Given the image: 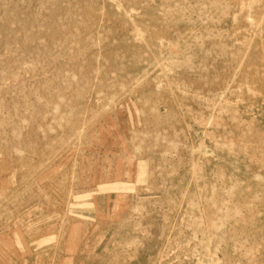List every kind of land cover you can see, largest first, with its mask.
<instances>
[{"label":"rangeland","instance_id":"rangeland-1","mask_svg":"<svg viewBox=\"0 0 264 264\" xmlns=\"http://www.w3.org/2000/svg\"><path fill=\"white\" fill-rule=\"evenodd\" d=\"M0 264H264V0H0Z\"/></svg>","mask_w":264,"mask_h":264},{"label":"bare ground","instance_id":"bare-ground-1","mask_svg":"<svg viewBox=\"0 0 264 264\" xmlns=\"http://www.w3.org/2000/svg\"><path fill=\"white\" fill-rule=\"evenodd\" d=\"M200 7H202V5H201ZM203 7H204V5H203ZM202 10H203V9H202Z\"/></svg>","mask_w":264,"mask_h":264}]
</instances>
